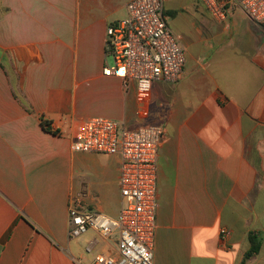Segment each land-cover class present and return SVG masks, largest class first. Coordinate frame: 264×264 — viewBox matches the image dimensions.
Instances as JSON below:
<instances>
[{
    "label": "crops",
    "instance_id": "1",
    "mask_svg": "<svg viewBox=\"0 0 264 264\" xmlns=\"http://www.w3.org/2000/svg\"><path fill=\"white\" fill-rule=\"evenodd\" d=\"M130 1L0 2V264L119 256L118 234L69 237L71 198L113 218L123 205L120 157L72 149L93 118L166 130L154 264H241L251 232L262 246L246 264H264V24L241 8L218 22L195 0L200 25L182 36L164 0L187 62L142 94L104 75L107 28Z\"/></svg>",
    "mask_w": 264,
    "mask_h": 264
},
{
    "label": "built area",
    "instance_id": "2",
    "mask_svg": "<svg viewBox=\"0 0 264 264\" xmlns=\"http://www.w3.org/2000/svg\"><path fill=\"white\" fill-rule=\"evenodd\" d=\"M200 1L218 22H225L234 8H241L254 22L264 24V0ZM105 45L104 75L122 80L126 89L135 83L138 92L150 94L155 84L177 83L184 73L187 50L168 24L164 0H131L127 16L107 28ZM165 138L164 127L128 129L106 118H93L78 127L74 152L119 156L121 160L123 205L117 218L85 206L83 195L69 203L71 239L91 229L107 238L118 234L119 256L96 254L94 264H154L158 157ZM221 234L225 236L227 231L223 229Z\"/></svg>",
    "mask_w": 264,
    "mask_h": 264
},
{
    "label": "rangeland",
    "instance_id": "3",
    "mask_svg": "<svg viewBox=\"0 0 264 264\" xmlns=\"http://www.w3.org/2000/svg\"><path fill=\"white\" fill-rule=\"evenodd\" d=\"M2 1L0 0V2ZM198 2L200 3V1ZM200 4H198V7L202 5ZM194 5L195 0H165V11L177 9L180 11L176 19L170 18V25L176 34L188 36L189 32L200 25L201 17L196 12ZM198 7L196 8L197 10ZM182 9H184L183 13Z\"/></svg>",
    "mask_w": 264,
    "mask_h": 264
},
{
    "label": "trees",
    "instance_id": "4",
    "mask_svg": "<svg viewBox=\"0 0 264 264\" xmlns=\"http://www.w3.org/2000/svg\"><path fill=\"white\" fill-rule=\"evenodd\" d=\"M174 15H175L174 13H171V16H174ZM42 126L45 129V131L54 133L55 135L58 134L57 131H52L51 130L50 124L48 122H44L43 121L42 122ZM249 241H250V248L246 252L241 264H246L248 260H250L254 256L258 255L260 250H261L262 241H261L260 237L257 234H255L254 232H251L249 234Z\"/></svg>",
    "mask_w": 264,
    "mask_h": 264
}]
</instances>
